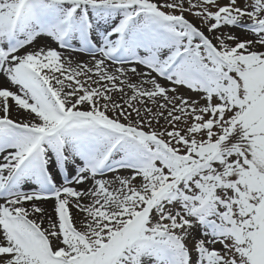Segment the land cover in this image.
Here are the masks:
<instances>
[{"label":"snow or ice","instance_id":"1","mask_svg":"<svg viewBox=\"0 0 264 264\" xmlns=\"http://www.w3.org/2000/svg\"><path fill=\"white\" fill-rule=\"evenodd\" d=\"M0 264H264V0H0Z\"/></svg>","mask_w":264,"mask_h":264}]
</instances>
